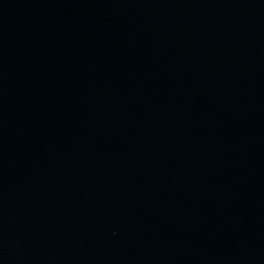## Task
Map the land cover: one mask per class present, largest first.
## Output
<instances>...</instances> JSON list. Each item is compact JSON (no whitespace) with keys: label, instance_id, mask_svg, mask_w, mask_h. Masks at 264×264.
I'll return each mask as SVG.
<instances>
[{"label":"water","instance_id":"obj_1","mask_svg":"<svg viewBox=\"0 0 264 264\" xmlns=\"http://www.w3.org/2000/svg\"><path fill=\"white\" fill-rule=\"evenodd\" d=\"M0 264H264V0H0Z\"/></svg>","mask_w":264,"mask_h":264}]
</instances>
